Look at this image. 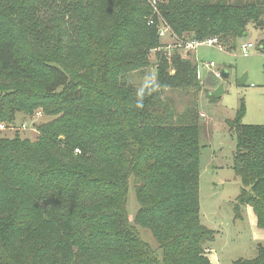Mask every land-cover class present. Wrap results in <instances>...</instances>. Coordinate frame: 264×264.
<instances>
[{
	"label": "trees",
	"instance_id": "16d2710c",
	"mask_svg": "<svg viewBox=\"0 0 264 264\" xmlns=\"http://www.w3.org/2000/svg\"><path fill=\"white\" fill-rule=\"evenodd\" d=\"M41 1L24 0L28 7L7 24V11L17 12L15 4L19 1L0 0V22L6 24L2 27L5 33H13L16 26L37 25V4ZM108 1L118 23L111 19L104 27V20L93 13L89 20L96 36L119 28L114 44L121 57L111 66L110 62L103 64L97 81L101 87L95 99L88 97L87 101L94 107L105 98L112 100L111 87L119 88L120 74L129 69L130 63L135 64L130 57L134 54L124 55L121 51L137 47L135 42L142 29L147 50L165 45L159 35L158 17L150 24L154 12L150 4L142 0ZM169 2L164 5L161 1L159 8L179 38L202 41L217 37L231 50L249 27L264 31V0ZM102 3L88 0V6L100 12L105 8ZM135 26L140 28L135 30ZM15 42L12 35L0 40V71L4 75L28 76L29 68L16 56ZM95 44L92 42L91 48ZM157 57L156 73L161 85L189 86L192 77L196 78L198 65L192 59L184 62L185 57L177 52L169 58L164 50L158 51ZM69 59H74L72 53ZM63 60L46 63L50 78L42 96L47 97V112L62 116L41 125V135L33 142L18 135H0V264H212L206 245L214 240V233L200 217L201 130L197 105H191L178 123L173 113L166 114L165 110L152 115L146 111L135 113L144 114L136 120L130 114L129 98L124 112L113 110L112 117L108 116L114 121L117 114L116 123L109 124V129L101 126L94 131L93 122L102 119L105 111L98 118L91 107L77 108L87 98V84L65 68ZM16 98L13 91L0 95V124L11 129L27 124L16 125L19 112H30L20 107ZM150 100L143 95L144 104ZM69 105L73 107L69 109ZM244 115L242 106L229 123L237 135L235 170L243 184L235 211L240 218V205L251 206L258 226L264 228V126L244 124ZM112 137L117 141L91 145ZM75 149L81 153L75 154ZM132 178L139 203L135 223L152 231L161 257L129 219L127 197ZM238 264H264V247L259 248L254 260H240Z\"/></svg>",
	"mask_w": 264,
	"mask_h": 264
},
{
	"label": "rangeland",
	"instance_id": "374dc122",
	"mask_svg": "<svg viewBox=\"0 0 264 264\" xmlns=\"http://www.w3.org/2000/svg\"><path fill=\"white\" fill-rule=\"evenodd\" d=\"M18 1V5L15 4V7L19 8L17 12L7 11L8 16L5 19L7 24L15 18V14H20L21 9L28 7L24 0ZM160 1L164 5L170 3L169 0ZM130 2L131 0H127V3ZM102 5L105 8L100 12L88 6V0H43L37 4V25L32 23L25 28L16 26L13 33L6 34L2 28L6 24L0 22V40L4 36L12 35L16 39V56L29 68L28 76L4 75L0 71V88L7 89L0 90V95L13 91L17 95L15 100L20 101V107L25 106L30 109L26 114L19 112L16 118V125L20 126L26 122L27 124L24 123L26 128L22 126L0 129V135L7 137L18 135L23 140L28 139L33 142L41 135L39 131L41 125L51 123L62 116V113L53 115L49 112V114L44 104V99L47 97H42L43 86L50 78L46 63L56 58H64L63 66L86 81L87 98L79 103L77 108L87 110L91 107L98 118L99 113L105 111L102 119L93 122L94 131L101 126L109 129V124L116 123L117 114L114 121L108 120V116L112 117L113 110H117L118 114L124 112L126 100L128 103L129 98L131 102L128 105L132 110L130 114H134L136 120L144 114L135 113L146 111L152 115L160 114L165 110L166 114L172 112L173 120L178 123V118L187 112L191 105H197L201 130L200 217L202 224L214 233V240L206 245L208 256L212 264H238L240 260H254L258 256L259 248L264 247V228L258 226L257 216L249 205H240L241 217L237 218L235 208L243 184L235 170L237 135L229 123L237 117L243 106L244 124L264 126V31L249 27L248 35L240 38L231 50L222 42H220L222 49L207 44L199 45L190 54H184L185 58L192 59V62L198 65L197 76L192 77V84L170 87L163 86L158 81L157 52L147 50L142 29V35L135 42L137 47L124 48L121 51L124 55L134 54L130 57L136 60L135 64L130 63L129 69L120 74L119 88L111 87L112 93L106 91L111 93L112 100L105 98L94 107L87 101L88 97L95 99L96 91L101 87L97 81L103 64L110 62L109 66H111L118 63L116 61L118 56L121 57L118 47L114 44L119 37V28L118 31H112L111 28V31L97 36L95 30L93 31V22L89 20L91 13L95 18L104 20V27L110 24L111 19L118 23V18L113 13L115 9L110 1L103 0ZM12 9L16 8L13 6ZM134 15L133 18L136 17L135 19L140 22L137 14ZM125 19L131 21L132 17ZM139 28L140 26H135V30ZM35 29L38 31L35 32ZM184 35H188V32L185 31ZM163 41L169 42L165 39ZM92 42L96 43L93 48H91ZM246 43L254 44L248 55L242 52V45ZM70 53L74 55L73 60L69 59ZM212 62L213 66L210 65ZM223 69L229 73L226 79L219 76ZM174 73L175 71L172 70V74ZM245 73L248 78L244 84H241L239 79ZM111 80L113 81L112 78ZM221 84L224 85L225 92L220 98H215L214 92ZM141 93L142 103L144 94L151 100L147 105L143 103L142 107H138ZM115 102L116 104H113ZM67 107L70 109L73 106ZM29 113L32 114L28 115ZM94 131L92 130L93 134ZM122 131L125 133V126L122 127ZM60 140H64V134L60 136ZM115 141L117 139L112 137L91 145L95 147ZM74 153L79 154L81 151L75 149ZM133 180L134 178L130 180L127 197L129 219L142 239L161 257L158 242L152 231L135 223L139 203Z\"/></svg>",
	"mask_w": 264,
	"mask_h": 264
},
{
	"label": "built area",
	"instance_id": "2783aa9c",
	"mask_svg": "<svg viewBox=\"0 0 264 264\" xmlns=\"http://www.w3.org/2000/svg\"><path fill=\"white\" fill-rule=\"evenodd\" d=\"M148 4H150L153 8V15L150 19V24L155 23L156 17L159 20V35L162 39H165L169 42H165L163 47H159L153 49L156 52L160 50H164L165 53L168 54L169 58L172 56L173 53H179L182 56L184 54H190L193 50H196L199 45L207 44L209 46H217L219 48H223L220 44V40L217 37L207 38L205 40H189L184 38H179L174 30L172 29L171 25L167 22V20L163 17L161 10L159 8L160 0H142ZM254 48L253 43H246L242 45V52L244 55H248L250 51ZM157 54V53H156ZM211 66L214 63H210ZM7 126L5 124H0V129H5ZM22 128H26V125H23ZM79 151V149H77Z\"/></svg>",
	"mask_w": 264,
	"mask_h": 264
},
{
	"label": "water",
	"instance_id": "95a60500",
	"mask_svg": "<svg viewBox=\"0 0 264 264\" xmlns=\"http://www.w3.org/2000/svg\"><path fill=\"white\" fill-rule=\"evenodd\" d=\"M248 35V32L245 33V36ZM189 59L188 58H185L184 59V62H188ZM219 76H221L222 78L226 79L229 77V73L226 72L225 69L221 70L220 73H219ZM248 78V75L247 73H245L243 76H241V78L239 79V83L241 84H244L246 82ZM224 85L221 84L214 92V97L215 98H220L223 94H224Z\"/></svg>",
	"mask_w": 264,
	"mask_h": 264
},
{
	"label": "clouds",
	"instance_id": "9594fccd",
	"mask_svg": "<svg viewBox=\"0 0 264 264\" xmlns=\"http://www.w3.org/2000/svg\"><path fill=\"white\" fill-rule=\"evenodd\" d=\"M138 107H142L143 103H142V93L140 94V99H138V103H137Z\"/></svg>",
	"mask_w": 264,
	"mask_h": 264
}]
</instances>
